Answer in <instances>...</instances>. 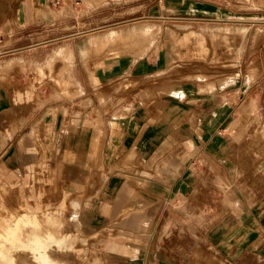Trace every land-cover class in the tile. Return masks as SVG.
Instances as JSON below:
<instances>
[{"label":"rangeland","instance_id":"374dc122","mask_svg":"<svg viewBox=\"0 0 264 264\" xmlns=\"http://www.w3.org/2000/svg\"><path fill=\"white\" fill-rule=\"evenodd\" d=\"M14 1L0 0V10ZM127 7L117 9L114 14L119 18L127 14L139 19L142 9ZM144 10L149 12L148 23L113 24L106 32L110 36L132 27H157L146 50L141 52L143 44L140 43L108 42L96 52L92 49L87 52L88 72L97 85L94 90L88 88L90 99H83L89 95H82L73 86L61 85V81H71L73 72L58 48L59 43L53 41L49 47L54 48L48 54H40L41 58H35L33 51H25L0 63V138L6 129L26 119L15 136L0 147V242L21 233L26 238L22 235L16 242L30 240L37 244L50 236V230L52 236L62 228L58 234H68V244L65 243L63 248L48 246V262L126 264L128 258L136 256L137 245L146 239L144 227L141 232L120 234L119 230L107 228L88 234L81 229L80 221H75L76 216H72L70 201L74 197L82 200L77 208L79 220L81 208L86 207L93 192L101 188L108 171L127 168L150 174L147 164L141 166L143 162H167L173 154L178 160L181 159L179 153L184 154L183 160L193 157L196 146L185 135L194 128L190 137L196 142L195 134L198 136L199 148L206 149L216 138L223 143V149L214 153L209 151L211 154L198 151L195 180L175 204L179 208L177 203H181L182 211L189 215L198 214V229L190 225L179 226L170 216L158 235L160 250L169 256L172 264H264V256H253L250 252L224 245L209 237L206 229L235 208L232 204H223L224 199L232 201L231 184L216 183L215 173L207 161L230 162L239 176L241 172L238 171H253L248 180L243 177L241 183L233 185L264 193L263 178L256 169L259 162H264V0H152L150 7ZM12 23L11 20L0 23V30L4 26L12 28ZM236 29L245 30L240 53L236 57L215 59L211 35L221 30L234 33ZM17 40L21 46L29 45L23 39ZM220 42L221 39L215 40V46H221ZM173 50L175 54H168ZM129 54L131 57L144 54L145 65L141 70L126 72L109 82L97 78L98 68L106 67L107 60H118ZM77 72L80 77L87 78L86 71ZM241 84L246 86H239ZM144 91L149 94L143 96ZM18 95L21 99L16 101ZM251 97L256 98L252 113L260 115L261 129L254 132L253 124L247 126L243 122L234 133L227 130V124L238 116ZM119 101L123 102L116 104ZM119 107L126 109L115 112ZM137 112L144 113L143 117L152 126L150 134L155 132L150 141L156 145L155 150L143 153L124 149L116 155L111 154L104 137L97 140L98 145H88L91 149H85L88 142L82 140V131L94 127L105 131L102 120L115 127L119 119ZM49 113L52 118L40 126L36 139L27 140L19 149L17 139L34 121L46 119ZM226 115V123L221 125V118ZM206 121L210 122V129L203 132L201 127ZM30 147L38 148V158L31 160L28 157ZM130 153L132 155H128ZM87 163L91 166L87 167ZM41 222H45L47 228L44 223L41 226ZM56 222L61 224H58L59 228H56ZM104 233H111L117 242L130 248L116 249L109 240L104 241ZM30 235L34 236V241ZM11 250L6 255L0 252L3 256L0 264H22L21 259L26 255L31 264H44L34 253L13 247ZM229 251L232 252L227 258ZM247 253L249 255H245Z\"/></svg>","mask_w":264,"mask_h":264},{"label":"crops","instance_id":"0c3cea01","mask_svg":"<svg viewBox=\"0 0 264 264\" xmlns=\"http://www.w3.org/2000/svg\"><path fill=\"white\" fill-rule=\"evenodd\" d=\"M57 1L58 3H56V0H15L8 5H3V9L0 10V23H6L9 20L13 23L12 28L7 29L4 26L0 30V63L16 53L19 54L25 51H33L37 56L35 58H41L40 54L47 53L54 48L49 47L53 41L54 44L59 43L58 48L61 54L66 56L70 70L73 72L71 81H61V85L73 86L77 92L81 91L82 95H89V97L83 99H90L91 92L88 88L92 87L94 90L97 86L88 72L90 63L87 59V52L89 50L92 49L91 51L96 52L100 49V46L108 42L114 44L140 43L143 44L140 48L142 52L146 50L153 35L158 31L157 27H132L129 30L110 36L106 32L113 24L135 21L148 23L146 21L150 17L149 12L144 9L150 7L152 0ZM125 6H128L127 9H142L139 19H133L127 14L119 18L114 14V11L125 8ZM91 23H95V25L93 26ZM244 35V29H236L234 33L221 30L212 34L215 59L236 57L241 51ZM17 39L27 41L29 45L26 47L21 46V42H17ZM219 39H221V46H215V40L218 41ZM90 45H92L91 48ZM157 53H159V47ZM168 54L172 55L175 52L173 50ZM143 56L144 54L131 57L129 54V56L118 60H107L106 67L98 68L97 78L101 82H109L126 72H138L145 65ZM77 70L86 71L87 78L80 77ZM239 86L245 87L246 85L241 84ZM148 94L146 91L143 92V96ZM20 99V95L15 98L16 101ZM106 99L107 97L103 100ZM251 99L256 105V98H249L239 111L238 116L227 124V130L234 133V130L243 122L247 126L253 124L254 132L261 129L262 122L259 120L260 115L258 113L255 116L252 111L249 115H245V107ZM121 102L123 101L116 104ZM124 109L126 108L119 107L115 112H123ZM143 116L144 113L138 112L127 114L121 120L119 119L115 127L107 125L102 120L105 124V131L98 127L85 129L81 132L82 140L88 142L85 149H91L88 145H98L97 140L104 137L107 150H111V154L116 155L117 152L124 149H128L130 152L138 150L143 153H150L155 150L156 146L150 143L151 136L155 132L150 134V128L151 130L153 128ZM51 118L52 115L49 113L46 119L34 121L30 129L17 139L18 148H23L27 140H35L40 126ZM227 118L228 115L221 118V125L226 123ZM205 119L210 120L209 117ZM253 120L254 123H252ZM25 121L24 118L15 126L6 129L4 135L0 138L1 148L24 126ZM206 122L203 124V128L201 127L203 132L210 129V122ZM191 132H195L194 128L187 131L185 136L196 146L197 152L193 157L183 160L184 154L179 153L178 156L181 159L178 160L173 154L171 158L167 159V162H143L141 166L144 167L147 164L150 174L132 172L127 168L108 171L101 188L97 189L98 191L95 190L89 199L88 205L81 208L79 220L77 208L82 200L79 197H74L70 201L73 206L72 216H76L75 221L77 223L80 221L81 229L88 234L107 228L119 230L120 234H123L124 231L141 232V228L144 227V231L147 233L146 239L141 240V244L136 247V256L128 258L126 264H172L169 256H166V253L163 254V251L160 250V238L158 236L170 216H172L171 218H173L175 224L179 226L190 225L198 229L200 225L198 214L189 215L182 211L181 203H177L179 208H176L175 204L195 180V174H197L199 167V162H197L199 152H205V154L219 152L223 149V143L215 138L208 143L206 149L202 147L201 149L196 143L199 141L198 136L195 134L197 138L195 142L190 137ZM29 153L28 157L31 160L38 158V148L30 147ZM128 155H132V153ZM205 160H207L206 157ZM206 163L214 171V181L216 183L223 181L231 184L233 190L232 201L224 199L223 204L235 206L233 210L224 214L217 222L206 227L208 229L207 235L219 240L218 242L224 245H231V247H236L240 251L250 252V255L264 256V193L258 194L256 189L250 192L248 188L233 185L241 183L243 177L248 180L253 171H238L241 172L239 176L230 162L229 164H226L228 162L209 161ZM90 166L91 163H87V167ZM156 166H158V169L155 168ZM258 167L256 169L263 178L262 183L264 184V162H259ZM124 213L127 214L124 215ZM104 236L106 238L104 241L109 240L111 245L118 250H123L124 247L130 248V246H124L117 242L112 238L111 233H104ZM210 243L212 244L211 241ZM230 252L232 251L226 254L227 258L230 257ZM248 253L245 255H249Z\"/></svg>","mask_w":264,"mask_h":264},{"label":"bare ground","instance_id":"6f19581e","mask_svg":"<svg viewBox=\"0 0 264 264\" xmlns=\"http://www.w3.org/2000/svg\"><path fill=\"white\" fill-rule=\"evenodd\" d=\"M253 106H254V102H253V100L251 99L249 102H248V104H247V106L245 107V115H249V113H251L252 112V110H253ZM25 209V208H24ZM25 212H27L26 210H25ZM29 214V213H28ZM52 214V213H51ZM39 214H37V216H38ZM41 215V214H40ZM32 216H34V215H32ZM42 216V215H41ZM43 216H44V214H43ZM49 216H50V214H49ZM26 217H28V215L26 216ZM35 217V216H34ZM39 217V216H38ZM37 217V218H38ZM45 217V216H44ZM42 218V217H40V218H42V219H45V218ZM54 217V216H53ZM20 218V217H19ZM30 218V217H29ZM39 218V219H40ZM50 218V217H49ZM41 219V220H42ZM47 219H48V216H47ZM46 219V220H47ZM17 220V219H16ZM24 220V219H23ZM35 220H36V217H35ZM38 220V219H37ZM36 220V222L38 223V221ZM40 220V221H41ZM45 220V221H46ZM25 221V220H24ZM30 221H31V219H30ZM39 221V222H40ZM57 221H60V220H57ZM62 221V220H61ZM60 221V222H61ZM14 222V221H13ZM27 222V221H26ZM25 222V223H26ZM47 222V224H48V220L46 221ZM50 222V221H49ZM53 222H55V220L53 221ZM52 222V224H54ZM20 223V222H19ZM31 223V222H30ZM44 224H45V227L47 228V226H46V223L45 222H43ZM42 222H41V224H43ZM62 223V222H61ZM14 224H15V222H14ZM22 224V223H21ZM32 224V223H31ZM40 224V225H41ZM44 224L43 225H41V226H44ZM51 224V223H50ZM56 224H57V226H56V228L58 227V224H59V222H56ZM17 225V224H16ZM33 225H36V223L35 224H33ZM49 225V224H48ZM55 225V224H54ZM53 225V226H54ZM60 226H61V224H59ZM50 226V225H49ZM52 226V227H53ZM23 227H24V225H23ZM34 227H36V226H34ZM15 228V227H14ZM17 228V227H16ZM19 228H21V227H19ZM27 228V227H26ZM26 228H24V229H26ZM29 228V227H28ZM41 229L42 228H44V227H40ZM59 228V227H58ZM23 229V228H22ZM38 229H39V227H38ZM54 229V228H53ZM62 229V228H61ZM60 229V230H61ZM27 230V229H26ZM29 230V229H28ZM31 230H33V228H31ZM35 230V229H34ZM42 230H44V229H42ZM58 229H56V231H57ZM60 230H58L57 232L59 233V231ZM9 231V230H8ZM19 231V230H18ZM24 231V230H23ZM44 231H46V229L44 230ZM53 231V230H52ZM21 232V231H20ZM28 232V231H27ZM34 232V231H33ZM39 232V231H38ZM14 233V232H13ZM24 233V232H23ZM40 233H41V231H40ZM43 233V232H42ZM57 233V235H52L51 236V230H50V232H49V237L43 242V240H42V242H40V243H38V241L36 242L37 244H33V243H31L30 242V240H28V242H26V240H24L25 242H16V240L18 241L20 238H22V237H20V236H22L21 235V233H20V236H10V237H8V241H3L2 243H1V245H2V249L0 250V252H1V254L2 255H6V254H10V252L12 251L11 250V248L13 247V249L15 250V249H17V248H19V249H22V250H26L27 252H28V254L30 253V254H35L34 256L35 257H37L38 258V260L40 259V260H42L43 261V263L44 264H55V263H50V262H48L47 260H46V255L48 254V251H47V249L46 248H48V246H50V245H55V246H58V247H61V248H63L64 247V244L65 243H67L68 242V234H63L64 232H62V234H58ZM16 234H17V232H16ZM25 234H27V233H25ZM39 234V233H38ZM44 234V233H43ZM55 234H56V232H55ZM19 235V234H18ZM40 235H42V234H40ZM46 235V234H45ZM44 235V236H45ZM24 237H25V235H23ZM28 236V235H27ZM31 237H32V235H30ZM39 236V235H38ZM23 237V238H24ZM34 237V236H33ZM33 237L31 238V239H33ZM40 237V236H39ZM46 237V236H45ZM26 238V237H25ZM42 238V237H41ZM40 238V239H41ZM33 241H34V239H33ZM32 241V242H33ZM68 244V243H67ZM63 246V247H62ZM11 247V248H10ZM52 247H50V249H51ZM56 250V249H55ZM61 250V249H60ZM64 250V249H63ZM56 251H58V250H56ZM20 252V251H19ZM60 252V251H59ZM63 252V251H62ZM15 253V252H14ZM24 253V252H23ZM58 254V253H57ZM2 255H0V257L2 256ZM14 255V254H13ZM51 255V254H50ZM11 256V255H10ZM15 256V255H14ZM13 256V257H14ZM23 256H24V254H23ZM33 256V255H32ZM33 256V257H34ZM49 256V255H48ZM17 257V256H16ZM34 257V258H35ZM2 259H3V256L1 257ZM5 258V257H4ZM10 258V257H9ZM22 258V257H21ZM20 258V259H21ZM26 258H27V255H26ZM26 258H23V259H21V262L20 263H22V264H31L30 263V261L28 260V259H26ZM28 258H30V257H28ZM34 258H31V260H34ZM37 258H35V259H37ZM49 258V257H48ZM53 258V257H52ZM2 259H1V262H2ZM10 259H13V258H10ZM51 259V258H50ZM6 260V259H5ZM16 260V259H15ZM10 261V260H9ZM8 261V262H9ZM17 261H18V259H17ZM3 262H5V261H3ZM11 263H12V260H11ZM13 263H14V261H13ZM38 262H36V264H37ZM6 264H7V262H6ZM41 264V263H40ZM57 264V263H56ZM61 264V263H60ZM67 264V263H66Z\"/></svg>","mask_w":264,"mask_h":264},{"label":"built area","instance_id":"2783aa9c","mask_svg":"<svg viewBox=\"0 0 264 264\" xmlns=\"http://www.w3.org/2000/svg\"><path fill=\"white\" fill-rule=\"evenodd\" d=\"M56 3H58V1L56 0Z\"/></svg>","mask_w":264,"mask_h":264}]
</instances>
